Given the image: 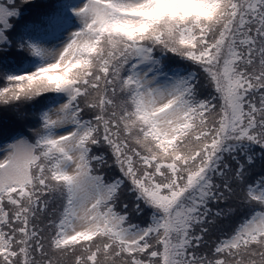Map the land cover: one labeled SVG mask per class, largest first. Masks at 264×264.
Segmentation results:
<instances>
[{
    "label": "snow or ice",
    "instance_id": "obj_1",
    "mask_svg": "<svg viewBox=\"0 0 264 264\" xmlns=\"http://www.w3.org/2000/svg\"><path fill=\"white\" fill-rule=\"evenodd\" d=\"M0 264H264V0H0Z\"/></svg>",
    "mask_w": 264,
    "mask_h": 264
},
{
    "label": "rangeland",
    "instance_id": "obj_2",
    "mask_svg": "<svg viewBox=\"0 0 264 264\" xmlns=\"http://www.w3.org/2000/svg\"><path fill=\"white\" fill-rule=\"evenodd\" d=\"M43 2L46 4H49L51 1L50 0H43ZM17 3L19 4V0H17ZM35 16H36V9L28 8L24 12V21L34 20ZM24 21H22V23H24Z\"/></svg>",
    "mask_w": 264,
    "mask_h": 264
},
{
    "label": "trees",
    "instance_id": "obj_3",
    "mask_svg": "<svg viewBox=\"0 0 264 264\" xmlns=\"http://www.w3.org/2000/svg\"><path fill=\"white\" fill-rule=\"evenodd\" d=\"M51 2L49 3V4H52V5H54L55 3H56V0H50ZM35 20V19H34ZM34 20H28L27 22H32V21H34Z\"/></svg>",
    "mask_w": 264,
    "mask_h": 264
}]
</instances>
